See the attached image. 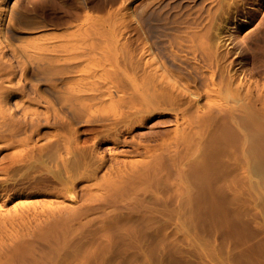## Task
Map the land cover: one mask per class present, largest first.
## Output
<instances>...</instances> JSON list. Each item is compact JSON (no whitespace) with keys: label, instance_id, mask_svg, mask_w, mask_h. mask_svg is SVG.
I'll use <instances>...</instances> for the list:
<instances>
[{"label":"rangeland","instance_id":"1","mask_svg":"<svg viewBox=\"0 0 264 264\" xmlns=\"http://www.w3.org/2000/svg\"><path fill=\"white\" fill-rule=\"evenodd\" d=\"M0 2V264H264V0Z\"/></svg>","mask_w":264,"mask_h":264},{"label":"bare ground","instance_id":"2","mask_svg":"<svg viewBox=\"0 0 264 264\" xmlns=\"http://www.w3.org/2000/svg\"><path fill=\"white\" fill-rule=\"evenodd\" d=\"M2 3H4V2H2ZM0 4H1V2H0ZM5 4H6V3H5ZM1 20H2V15L0 14V21H1ZM75 46H76V45H75ZM36 47H37V46H36ZM45 47H46V46H45ZM47 47H49V46L47 45ZM47 47H46V48H47ZM41 48H43V47H41ZM41 48L39 47L38 49H41ZM46 48H45V50H46ZM73 48H74V47H73ZM77 48H78V47H77ZM36 50H37V49H36ZM43 50H44V49H43ZM76 50H77V49H76ZM51 51H52V50H51ZM27 53H28V51H27ZM32 55H33V52H32ZM78 55H79V54H78ZM53 56H54V55H53ZM80 56H81V54H80ZM58 57H59V56H58ZM58 57H57V58H58ZM61 57H62V56H61ZM65 57H67V56H65ZM76 57H77V56H76ZM76 57H75V58H76ZM39 58H41V57H39ZM48 58H49V56H48ZM52 58H53V57H52ZM59 59H60V58H59ZM41 60H42V59H41ZM46 60H47V59H46ZM52 60H53V59H52ZM54 60H55V59H54ZM47 61H49V60H47ZM59 61H60V60H59ZM51 62H52V61H51ZM51 62H50V63H51ZM47 63H48V62H47ZM56 63H57V62H56ZM95 63H97V62H95ZM99 63H100V62H99ZM48 64H49V63H48ZM52 64H54V63L52 62ZM97 64H98V63H97ZM101 64H102V63H101ZM102 65H103V64H102ZM87 66H88V65H87ZM93 66H95V64H94ZM98 67H100V66H98ZM105 67H106V66H105ZM93 68H94V67H93ZM80 70H81V69H80ZM82 70H83V69H82ZM85 72H86V71H85ZM91 73H92V72H91ZM92 74H93V73H92ZM92 74H91V75H92ZM89 75H90V74H89ZM114 76H115V75H114ZM90 78H91V77H90ZM93 78H94V77H93ZM115 78H116V77H115ZM88 79H89V76H88ZM90 80H91V79H90ZM88 81H89V80H88ZM91 81H92V80H91ZM91 81H90V82H91ZM110 81H111V80H110ZM90 82H89V83H90ZM92 82H93V81H92ZM89 83H88V84H89ZM93 83H94V82H93ZM90 84H91V83H90ZM94 84H96V82H95ZM109 85H110V84H109ZM70 96H71V95H70ZM48 223H50V222H48ZM50 224H51V223H50ZM46 225H47V224H46ZM52 226H54V224H52ZM51 229H52V227H51ZM48 231H49V230H48ZM2 245H4V243H3ZM1 247H3V246H1ZM4 247H5V246H4ZM4 247H3V248H4ZM27 249H28V248H27ZM29 249H30V247H29ZM17 250H18V249H17ZM17 250H16V251H17ZM19 250H20V249H19ZM1 254H2V253H1ZM30 254H31V253H30ZM18 256H19V255H18ZM31 256H32V255H31ZM3 259H4V258H3ZM3 259H2V260H3ZM0 260H1V259H0ZM6 261H7V260H6ZM12 261H13V260H12ZM0 262H2V261H0ZM6 264H7V263H6Z\"/></svg>","mask_w":264,"mask_h":264}]
</instances>
